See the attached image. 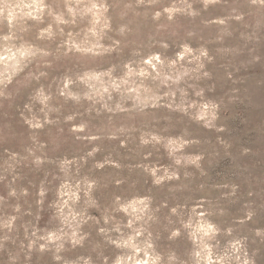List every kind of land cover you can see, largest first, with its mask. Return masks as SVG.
<instances>
[{"label": "clouds", "instance_id": "clouds-1", "mask_svg": "<svg viewBox=\"0 0 264 264\" xmlns=\"http://www.w3.org/2000/svg\"><path fill=\"white\" fill-rule=\"evenodd\" d=\"M197 2L207 10L221 0H0V110L22 100L23 110H16L28 131L20 151L5 149L0 155L6 193L0 194V264H41L45 258L49 264H264V228L245 231L264 209V180L244 178L243 215L222 225L217 218L226 215L225 209L204 198L170 206L152 195L134 194L102 202L98 194L109 185L82 170L90 160L91 170L99 172L121 166L95 161L99 147L73 159L48 155L62 146L63 137L52 131L62 133V124L77 141L94 145L101 139L80 135L89 129L83 120L76 123L85 115L106 117L114 125L117 118L134 121L164 110L223 131L216 127L222 102L208 98L204 86L216 57L206 45L194 49L187 42L195 36L191 31L173 55H166L178 25L201 15ZM233 22L243 29L239 38L246 46L258 44L264 37V0H237L227 17L210 21L222 30L217 42L234 35L228 31ZM218 51L228 57L234 50ZM68 105L83 111L62 115ZM136 131L121 123L107 139L127 147L121 137ZM40 133L48 139L41 140ZM15 139L12 124L0 122V142ZM138 141L141 148L162 147L172 162L164 168L138 166L153 187L175 181L168 191L177 192L188 187L179 182L193 175L189 168L203 174L205 156L184 154L200 143L187 133L173 139L140 131ZM46 165L55 172L45 173L34 194L29 188L36 185L17 183L24 179L20 169L40 172ZM114 183L119 187L124 181ZM228 187L221 199L239 202L241 186Z\"/></svg>", "mask_w": 264, "mask_h": 264}, {"label": "rangeland", "instance_id": "rangeland-1", "mask_svg": "<svg viewBox=\"0 0 264 264\" xmlns=\"http://www.w3.org/2000/svg\"><path fill=\"white\" fill-rule=\"evenodd\" d=\"M236 3L237 0H221V3L203 10V5L197 2L194 7L201 10V15L192 21L183 20L178 25V35L169 39L173 48L166 53L169 56L173 55L178 50L176 46L184 41L187 33L191 31L195 33V36L187 39V42L194 49L201 44L206 45L210 54L216 57L215 62L208 65L212 78L206 81L204 86L207 89L208 98L222 102L216 127L222 128L223 131L198 127L164 110L153 112L144 119L138 118L134 121H121L117 118L114 125L110 124L106 117L85 115L76 121L80 123L83 120L89 124L88 132L80 135H98L101 139L94 145L87 140L77 141L69 131V126L62 124L59 126L63 128L62 133L58 129L52 130L53 133L63 137L62 146L57 152L49 151V157L57 159L67 156L68 159H73L84 156L93 146L99 147L100 152L95 156V161L103 162L109 159L112 163L121 166L119 169L108 166L99 172L91 170L93 161L90 160L82 170V174L104 177L103 182L109 186L98 194L104 203L110 201L114 195H152L157 203L168 201L170 206L174 202L184 203L204 198L213 206L219 205L225 209L226 215L217 218L222 225H230L242 217L244 204L248 200V185L244 178L250 176L253 179L264 180V37L258 44L246 46L245 42L239 38L243 29L233 22L230 23L228 31L233 32L234 35L231 37L225 35L223 42L219 43L217 41L222 30L220 26L209 23L215 19L227 17ZM219 49L234 51L230 56L225 57L218 51ZM156 51L162 50L157 48ZM256 57H259L258 62L255 61ZM228 73L232 74L231 80L228 79ZM17 107L23 110L22 100H18L11 109L5 106L3 110H0V122H10L17 133V139L0 142V155L5 149L20 151L28 136L26 126L19 118ZM77 111L83 110L68 105L62 109V115ZM121 123L137 129L136 132L121 137V139H127V147H121L119 140L107 139L110 129L113 126H120ZM140 131L156 132L165 138L173 139L187 133L188 138L198 140L200 143L186 148L184 154L205 156L201 162L203 174L200 170L189 168L188 171L193 175L187 181L182 179L179 182L187 184L188 187L177 192L168 191L169 187L177 185L178 182L175 181L166 184L163 188L153 187L150 178L138 166L164 168L170 167L172 162L167 152L160 146L141 148L138 141ZM40 139L47 140L48 136L40 133ZM245 150H249L247 154ZM19 171L24 179L17 183L25 187H29V184L36 185L35 188H29L34 194L40 182L45 179V173H54L55 168L53 165H46L40 172L27 167ZM117 179L124 181L119 187H116L114 183ZM47 180L51 181L52 176L48 175ZM232 184L241 186L237 193L239 196L237 203L221 199L230 191L228 186ZM0 194H6L3 193L2 185H0ZM252 199L256 200L257 197L254 196ZM261 199H264V196H261ZM29 203L34 204V200L30 199ZM256 228H264V209L245 226V231ZM41 264H49L47 258Z\"/></svg>", "mask_w": 264, "mask_h": 264}]
</instances>
